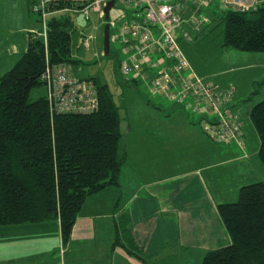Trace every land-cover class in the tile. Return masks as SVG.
Returning a JSON list of instances; mask_svg holds the SVG:
<instances>
[{"label":"trees","instance_id":"1","mask_svg":"<svg viewBox=\"0 0 264 264\" xmlns=\"http://www.w3.org/2000/svg\"><path fill=\"white\" fill-rule=\"evenodd\" d=\"M71 5L61 3L59 8ZM219 19L224 46L264 52V0L254 11L229 10ZM75 28V17H50L46 43L35 33L28 34L25 52L0 77V226L58 221L63 244L87 198L118 187L125 164L119 151V107L99 78L78 75L79 62L72 57ZM59 66L95 87L94 111L54 110L42 75L46 67ZM39 87L43 93L34 98ZM249 118L259 137L258 158L264 168V100L250 110ZM216 210L230 244L207 251L201 264H264V183L240 187L236 203L218 205ZM128 224L126 216L116 223L114 245L144 263L143 250Z\"/></svg>","mask_w":264,"mask_h":264},{"label":"rangeland","instance_id":"2","mask_svg":"<svg viewBox=\"0 0 264 264\" xmlns=\"http://www.w3.org/2000/svg\"><path fill=\"white\" fill-rule=\"evenodd\" d=\"M21 1L25 4L21 12L15 3L0 9V77L13 67L9 66V62H16L27 47V36L32 32L19 29H23V26L26 28L31 26L35 31L38 30L36 37L44 42L43 35L39 36L43 30L37 23L38 16L30 13L26 0ZM205 2L206 6H202L200 12L193 18L189 15L185 16L182 29L176 33L175 37L181 52L197 77L207 76V81L217 90L231 91L228 106L236 111L235 115L244 123L245 145L240 148L232 144H216L210 141L213 146L223 147L221 152H217L213 147L212 152L213 156L226 152V156L222 157L226 163H223L222 167L216 165L221 160L219 157H214L207 162L210 166L212 165L209 173L214 181L208 182L209 190H205V196L199 193L200 189L192 182L195 197L189 210H183L188 209V206L185 207V195L178 194V205H181L178 224L180 232L174 234L175 249L157 253V256L169 259L162 264H201L207 251L229 245L230 239L216 207L221 204L236 203L240 187L258 181L264 183V168L258 158L259 137L249 118L250 110L264 100V52L240 51L224 46V26L219 18L229 9V6L222 0H206ZM118 7L119 5L116 4L110 11V19L121 14L117 10ZM3 11L5 13L9 11V14H5L2 20ZM201 17L205 20L202 21ZM105 24V18L100 19L93 13L89 26L74 30L72 57L79 62L78 75L84 78H99L107 85L114 102L119 107L121 133L119 151L125 156L126 161L121 169L122 173L129 171L128 175L131 173L132 180L135 181L136 172L140 169L141 156L147 159L148 164H152L158 145L159 153L166 155L163 157V160L165 159L163 177L191 171L192 165L189 158L200 156V147L197 146L198 116L186 109L188 102L176 104L160 94H151L147 84L138 82L135 85L132 82H125L119 72L120 59L123 57L120 54L122 46L119 41L110 42L109 55H104L102 41ZM86 37L87 40L89 37L93 38L89 40L88 48L81 45V42H84L81 40ZM13 46L17 49L14 54L10 53ZM7 56H11L12 59H7ZM42 93L43 89L39 87L32 96L36 98ZM165 141L170 144H164L162 150L160 144ZM168 153H170L169 156H167ZM172 154L176 159H171ZM150 158L153 159L149 161ZM220 168H226V176L222 179L218 177ZM157 176L160 177V175ZM186 179H191V175L180 176L174 181L167 180L165 187ZM121 195L122 200H126V194L123 195L121 191ZM144 198L146 199V196ZM156 201V204L164 206V201L159 197ZM203 203L205 208L201 210ZM156 209L158 210L150 208L143 210L148 223L150 221L147 218L157 217L159 220H164L169 217L165 214L166 211L157 205ZM201 211L206 213L204 220L198 219ZM183 213L185 216L196 214L197 218L191 223H184ZM162 214L165 215L162 216ZM32 225L34 226L31 228V233L34 237L31 239L40 237L43 241L41 246L46 249H49V242L53 244L59 238L56 221ZM9 228L11 227L0 226V256L11 260L10 258L19 255L21 250L29 248V243L25 241L27 239H23L28 238L25 234L20 231H10V233ZM203 229L200 238L196 237V233L202 232ZM33 230L37 234H34ZM171 253L173 255H170ZM161 258L158 259L161 260Z\"/></svg>","mask_w":264,"mask_h":264},{"label":"built area","instance_id":"3","mask_svg":"<svg viewBox=\"0 0 264 264\" xmlns=\"http://www.w3.org/2000/svg\"><path fill=\"white\" fill-rule=\"evenodd\" d=\"M31 14L38 16L46 43V24L52 16L82 15L85 27L91 14L104 19L103 9L113 2L121 14L105 23L109 26V44H121L119 72L147 84L151 94H160L176 104L188 102L186 109L198 116V125L204 135L218 144L244 147L240 125L230 110V92L217 90L206 78L197 77L181 52L176 33L182 29L184 18H191L206 6V0H26ZM227 11L246 13L254 11L263 0H222ZM61 3L71 6L59 8ZM111 9V10H112ZM110 10V11H111ZM110 14V12H109ZM201 20L205 19L201 17ZM92 23V22H91ZM76 26V23H75ZM94 27V26H93ZM79 28L76 26L75 30ZM33 33H37L36 31ZM84 38L81 45L89 47ZM70 68L46 67L42 81L54 110L60 113L91 112L97 102L95 87L79 81Z\"/></svg>","mask_w":264,"mask_h":264},{"label":"crops","instance_id":"4","mask_svg":"<svg viewBox=\"0 0 264 264\" xmlns=\"http://www.w3.org/2000/svg\"><path fill=\"white\" fill-rule=\"evenodd\" d=\"M13 3L18 6L19 12H21L22 8L25 6L21 0H0V9L7 8L6 6H10ZM7 12L8 13H5V11H3L2 20L5 14H9V11ZM19 30H25V32L30 30L32 33L35 32L31 26H28V28L23 26V29ZM11 50L10 53L14 54L17 52L15 46H13ZM7 59L11 60L12 58L9 56ZM13 62L15 64L17 61L9 62V66H14ZM204 77L207 78V76ZM233 111L236 113L234 109ZM239 120L242 123L241 134L244 140V123L240 118ZM197 135L199 138L197 146L200 147V156L197 158H189L190 165H192L191 171L163 177V168L165 169V159L163 160V157L166 155L159 153L158 145L155 150V159H149V161L153 159V161H151L152 164H148L147 159L141 156L139 161L140 169L136 172L135 181L132 180L131 173L128 175L129 171H125V174L121 171L118 187H108L87 198L77 216L70 238L65 244L61 241L58 221H56V226L57 236H59V238L56 239L53 244L49 242V249L41 246L43 241L40 240V237L31 239L34 237L31 233V228L34 225L26 223L9 226L11 227L9 228V232L20 231L28 237L22 238L24 240L27 239L25 241L29 243V248L21 250V253L10 258L11 260L0 256V264H162L167 262L166 260H169L168 258L165 257L164 261L163 258L159 257L160 255L157 256V253L162 250L176 248L175 245H173L175 244L174 237H176L174 234H179L180 232L178 224L180 223L179 212L181 209V205H178V194L185 195V207L188 206V209L183 210H189L191 202L195 197V190L192 186V182L200 189L199 193L205 196V190H209L208 182L211 180L214 181L211 177V173H209L212 165L210 166L207 162L214 157H219L221 160L219 163H216V165L221 166L223 163H226V160L222 159V157L226 156V152L218 153L215 156H213L212 152L213 147L216 148L217 152H221V148L223 147L213 146L212 142H210L211 140L203 135L200 128ZM164 144L169 145L170 142L166 143L165 141L163 144H160L162 150ZM171 146L174 147L173 144H171ZM169 154L170 153H168L167 156H169ZM171 159H176L174 154H172ZM222 160L224 161L222 162ZM188 174L191 175V179H186L185 181L165 187V182L167 180L174 181L180 176H186ZM157 175H160V177ZM223 176H226V168H220L218 177L222 179ZM133 190L134 192H132ZM121 191L123 195L126 194V200H122ZM145 196L146 199L144 198ZM158 197L164 201V206L161 207L159 203L156 204ZM156 205L162 208V210H165V214H168L171 218L168 217L164 220H159L157 217L147 218V220L150 221V223H148L143 214V210L146 208L158 210L156 209ZM204 208L205 203H203L201 210ZM164 215L162 214V216ZM123 216H126L127 219L129 218L127 228L133 236L135 244L143 250L142 258L144 259V263L128 255L122 247L114 245L117 231L116 223H118ZM182 216L184 223H191L197 218L196 214L185 216L183 213ZM200 218L203 220L206 218V213L204 211H201L198 215V219ZM47 229L50 231L49 228ZM33 231L34 234H37L35 230ZM203 231L204 229L202 232L196 233V237L200 238ZM170 255H173V253ZM158 258H161V260Z\"/></svg>","mask_w":264,"mask_h":264},{"label":"water","instance_id":"5","mask_svg":"<svg viewBox=\"0 0 264 264\" xmlns=\"http://www.w3.org/2000/svg\"><path fill=\"white\" fill-rule=\"evenodd\" d=\"M113 6H114L113 2H108L106 4V6L104 7V9H103L104 18H105L106 22L109 19V12L113 8ZM75 23H76V26H78L79 28L85 27V22L83 20V16L82 15L77 16V18L75 19ZM102 45H103L104 55L108 56L109 55V45L110 44H109V26L107 24H105L104 30H103Z\"/></svg>","mask_w":264,"mask_h":264}]
</instances>
